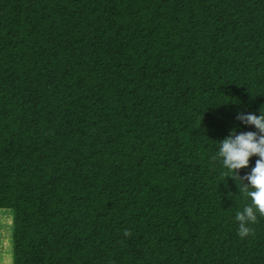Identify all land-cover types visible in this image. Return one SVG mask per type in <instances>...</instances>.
<instances>
[{"label": "trees", "instance_id": "trees-1", "mask_svg": "<svg viewBox=\"0 0 264 264\" xmlns=\"http://www.w3.org/2000/svg\"><path fill=\"white\" fill-rule=\"evenodd\" d=\"M262 106L264 0H0L14 264H264L213 159Z\"/></svg>", "mask_w": 264, "mask_h": 264}, {"label": "clouds", "instance_id": "clouds-1", "mask_svg": "<svg viewBox=\"0 0 264 264\" xmlns=\"http://www.w3.org/2000/svg\"><path fill=\"white\" fill-rule=\"evenodd\" d=\"M231 104V103H228ZM239 104V103H238ZM226 105V104H223ZM259 115L254 112L238 111L235 120L238 127L231 129L222 140L213 142L216 145L214 160H218L227 178L241 182L238 191L248 203L235 213L237 235L245 239L254 235L253 226L264 218V110ZM254 128L255 131H240L239 127ZM256 157L254 167L241 176V170L250 167V160ZM237 186V184H236ZM225 187L228 185L225 183Z\"/></svg>", "mask_w": 264, "mask_h": 264}, {"label": "rangeland", "instance_id": "rangeland-1", "mask_svg": "<svg viewBox=\"0 0 264 264\" xmlns=\"http://www.w3.org/2000/svg\"><path fill=\"white\" fill-rule=\"evenodd\" d=\"M14 221L13 210L0 209V264H12L14 260Z\"/></svg>", "mask_w": 264, "mask_h": 264}, {"label": "crops", "instance_id": "crops-1", "mask_svg": "<svg viewBox=\"0 0 264 264\" xmlns=\"http://www.w3.org/2000/svg\"><path fill=\"white\" fill-rule=\"evenodd\" d=\"M14 226H15V224H14ZM13 237H14V235H13ZM14 261V260H13ZM12 261V264H14V262Z\"/></svg>", "mask_w": 264, "mask_h": 264}, {"label": "bare ground", "instance_id": "bare-ground-1", "mask_svg": "<svg viewBox=\"0 0 264 264\" xmlns=\"http://www.w3.org/2000/svg\"><path fill=\"white\" fill-rule=\"evenodd\" d=\"M5 225H6V224H5ZM7 231H8V230H7ZM9 231H10V230H9ZM9 231H8V232H9ZM6 246H7V245H6Z\"/></svg>", "mask_w": 264, "mask_h": 264}]
</instances>
